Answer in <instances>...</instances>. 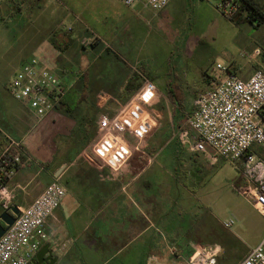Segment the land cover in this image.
I'll return each instance as SVG.
<instances>
[{"label":"crops","instance_id":"0c3cea01","mask_svg":"<svg viewBox=\"0 0 264 264\" xmlns=\"http://www.w3.org/2000/svg\"><path fill=\"white\" fill-rule=\"evenodd\" d=\"M82 1L86 7L83 21L77 18L61 24V27L71 29L69 43L75 39L76 31H86L94 37L100 49L98 57L108 49L109 56L117 57L119 62L116 63L129 66L150 65L154 49L144 43L152 34L164 43L173 41L171 54L175 51L179 55L183 51L186 40L184 30L179 29L175 33L169 26L174 17L180 14L178 10L183 11L186 7L183 0H177L176 3L171 0L159 12H153L140 4L125 6L117 0ZM168 31H171V39L166 36ZM48 44L49 49L45 47L44 50L57 54L50 40ZM87 68L80 71L83 73ZM252 72L248 63H244L240 67L231 65L225 74L240 75V78L247 79ZM71 78L69 81H74ZM128 78V75L122 78L117 91H113V83L101 88L105 95L102 105L106 106L109 100L119 103V98L121 102L126 101V94L122 95V91ZM148 78L155 84L154 79ZM99 79L97 77V82H101ZM114 79L111 78V81ZM210 80V76H204V87L200 91L211 87L213 82ZM136 91L128 97L131 98ZM198 93L188 96V100H182L181 108L175 106L171 117L176 118L175 114L183 117L182 111L187 114L189 111L186 107L192 106ZM168 99L174 104L170 97ZM7 112L0 103L1 126L13 133L19 126V120L13 112L8 115ZM158 131L157 127L142 146L134 148L130 159L117 171L92 152L97 128L91 142L76 157L63 162L56 169L40 166L28 155L31 161L18 169L7 188L13 194L12 205L19 211L30 205L54 179L65 188L66 196L47 220L48 239L41 246H51L57 257L56 264H179L178 259L182 256L179 253L172 255V251L191 248L197 241L192 237L198 231L194 209V201L198 202L194 192L197 174L189 175L187 172L188 179L185 176L183 180L181 176L175 175V167L193 166L200 169L194 160L198 154L182 146L173 129L161 145L156 140L159 138H156ZM15 133L19 135L21 131ZM168 149L170 153H167ZM168 163L171 166H166ZM181 201H184V205H177ZM179 208L180 212L176 210Z\"/></svg>","mask_w":264,"mask_h":264},{"label":"rangeland","instance_id":"374dc122","mask_svg":"<svg viewBox=\"0 0 264 264\" xmlns=\"http://www.w3.org/2000/svg\"><path fill=\"white\" fill-rule=\"evenodd\" d=\"M173 2L176 3L177 0ZM183 2L186 3V7L183 11L178 10L180 14L178 13L169 25L175 33H178L179 29L184 30L183 35L186 36V40L179 55L175 51L171 54L173 41L168 40L164 43L152 34L144 43L154 49L150 65L129 66L125 63L112 62L114 78L141 73L147 78L154 79L158 88V98L152 109L158 114L159 131L156 138H159L156 140L161 145L169 138L172 129L178 134L187 128L186 120L192 108V106L186 107L189 111L187 114L182 111L183 117L175 114L176 118L173 119L171 116L174 115L175 105L166 97L168 84L172 87L176 86L173 91L177 92L182 100H188V96L203 92L200 90L204 87L202 80L205 75L210 76L211 82L224 78L225 74L217 69V65L228 68L231 65L240 67L248 63L251 70L263 65L264 24L259 27L255 26L256 23L233 24L221 13L218 8L220 2L216 0H183ZM183 2L181 1L182 6ZM257 2L263 4L264 0ZM85 8L82 0H9L0 7V103L8 111L7 115L13 112L18 118L19 126L17 130L13 129L21 133L18 135L14 131L13 134L4 129L1 123L0 128L22 139L26 152L34 158V163L40 166L56 169L63 162L77 156L78 153H70L75 148L69 139L75 123L71 120V115L77 116L84 111L94 115L96 109L99 113L115 114L127 104L125 103L127 100L129 102L132 98L126 97L124 102L119 98L120 101H117L119 103L109 100L104 106L101 103L105 96L102 89L93 87L87 95L90 103L77 104L79 96L69 93L61 107L58 106L42 122L36 124L30 111L11 97L9 82L20 66L30 61L35 53L43 57L52 71L62 78L66 77L65 71L69 68L78 70L74 71L78 77L80 70L89 67L91 60L98 57L99 47L94 37L88 35L86 31L78 33L76 31L75 39L67 49L65 48L66 50L63 49L59 53L57 51V54L44 50L45 47L49 49L48 41L51 33L58 26L61 27L62 23L77 18L83 21ZM170 32L166 34L168 39H171ZM256 47L261 49V54L255 61H251V54ZM103 61L104 58L98 59L96 63L101 66ZM76 76L74 74L72 78ZM117 90L115 88L113 91ZM123 93L122 91V95ZM1 140L0 137V142ZM167 153H170L169 149ZM203 157L198 154L194 158L200 169H195L193 166L175 167L177 172L175 175L181 176L183 180L185 176L188 179L187 172L189 175L197 174L194 192L198 202L194 201V209L197 213L198 231L192 235L194 240H197L193 244H217L221 247L217 264H237L261 241L264 235V219L242 195L243 182L238 171L223 159L219 158L212 164ZM166 166H171V163ZM179 185H181L180 181ZM177 205L183 206L184 201ZM176 210L181 211L180 208ZM229 219H234L235 224L233 228L227 230L221 223ZM192 246L174 251L182 256L178 259L179 264L190 254Z\"/></svg>","mask_w":264,"mask_h":264},{"label":"built area","instance_id":"2783aa9c","mask_svg":"<svg viewBox=\"0 0 264 264\" xmlns=\"http://www.w3.org/2000/svg\"><path fill=\"white\" fill-rule=\"evenodd\" d=\"M9 0H0V7ZM125 6L140 4L153 12L163 10L171 0H117ZM225 17H233L239 0H216ZM71 29L56 28L51 33L58 52L70 42ZM261 54L256 47L250 57L255 61ZM247 79L225 74L211 87L199 92L192 102L186 120L187 128L178 133L182 146L201 154L212 164L223 159L239 173L243 182L241 193L264 219V66L258 65ZM141 85L130 101L117 113H101L97 117V139L93 154L112 170H119L132 156L133 149L158 126V116L152 106L156 100L155 84L141 73ZM69 71L65 78L56 75L43 57L35 55L23 63L9 82L11 97L27 108L36 124L42 122L61 103L75 77ZM0 205L12 206L13 194L7 188L11 178L25 163L31 161L22 139L0 128ZM66 196L63 185L54 179L27 207L20 210L14 224L0 238V264H30L46 242L47 220ZM230 230L234 219L221 223ZM172 255H176L172 251ZM221 247L217 244H193L181 264H217ZM179 258V257H178ZM237 264H264V235L261 241Z\"/></svg>","mask_w":264,"mask_h":264},{"label":"trees","instance_id":"16d2710c","mask_svg":"<svg viewBox=\"0 0 264 264\" xmlns=\"http://www.w3.org/2000/svg\"><path fill=\"white\" fill-rule=\"evenodd\" d=\"M239 1H240V6L237 13L233 17H225L226 19H228L231 23L235 25H239L241 23H250L253 25L254 23H256L255 26L259 27L264 24V3L259 4L257 0H239ZM50 42L55 47V49L58 50L60 46L57 45L53 39H50ZM70 44L71 43H68L67 46L69 47ZM104 52L105 53L103 55H100L96 60L95 58H93L87 70L83 73L81 72L78 77L76 76L75 73L76 70L74 68H69V72L73 75L75 74L76 78L72 86L69 88L67 94L61 101L59 105L60 107L63 104V102L66 100L69 93L72 95L77 94L79 96L77 104H88L90 103V101H88L87 95L89 91H92L93 87L95 88L97 87L101 89L105 85L107 84L111 85L113 83V86L115 88H118V84L120 81H122V78H124V76L123 75L115 76L116 80L114 79V81H111V78L114 77V73H113L114 68L112 62L114 61L119 62V61L115 55L113 56L108 55L110 54V51L108 49ZM103 58L104 61L101 66L98 63H96L98 59L102 60ZM262 64L264 66V52L262 54ZM97 77L98 79L100 78L99 81L101 80V82H97ZM140 85H141V80L138 75L134 74L129 76L123 90L124 94H126V97L130 96L136 90H138ZM174 88H176L175 85L172 87L171 84H168L167 87L168 97L171 98L175 106L181 108L183 106L182 99L180 96H178V94H176L177 92L175 93L173 91ZM98 115H99V111L97 109L95 110L94 115L90 114V112L87 111L80 112L77 116L71 115V120L75 121V123L70 131L69 139L71 140V144L75 146V148L74 150L70 151V153L71 152H74L76 154L79 153L96 136V128H97L96 121Z\"/></svg>","mask_w":264,"mask_h":264},{"label":"water","instance_id":"95a60500","mask_svg":"<svg viewBox=\"0 0 264 264\" xmlns=\"http://www.w3.org/2000/svg\"><path fill=\"white\" fill-rule=\"evenodd\" d=\"M20 215V211L16 206H10L0 212V238L14 224L16 218ZM57 257L50 245H44L36 253L34 260L30 264H56Z\"/></svg>","mask_w":264,"mask_h":264}]
</instances>
